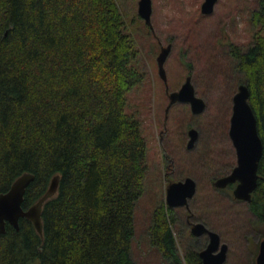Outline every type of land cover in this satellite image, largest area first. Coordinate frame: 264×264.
Listing matches in <instances>:
<instances>
[{"label": "trees", "instance_id": "16d2710c", "mask_svg": "<svg viewBox=\"0 0 264 264\" xmlns=\"http://www.w3.org/2000/svg\"><path fill=\"white\" fill-rule=\"evenodd\" d=\"M251 17L254 41L230 46L231 73L250 90L264 145V0ZM138 54L117 0H0V194L35 175L27 210L60 177L42 235L26 218L18 231L7 224L0 264H136L135 214L149 171L142 122L129 110L145 78ZM258 174L248 204L264 222V153ZM172 211L155 210L147 239L165 261L184 264ZM185 261L199 264L198 253Z\"/></svg>", "mask_w": 264, "mask_h": 264}, {"label": "rangeland", "instance_id": "374dc122", "mask_svg": "<svg viewBox=\"0 0 264 264\" xmlns=\"http://www.w3.org/2000/svg\"><path fill=\"white\" fill-rule=\"evenodd\" d=\"M117 1L137 43L138 67L145 73L143 83L129 95V110L139 116L149 149L145 192L135 214L132 258L136 264H170L150 245L147 230L155 210L169 208L168 186L191 177L198 189L189 210L172 211L171 229L182 262L186 264L191 251L206 247L205 237L191 233L192 224L203 223L229 245L226 264H251L257 239L254 227L263 228L264 222L257 221L248 203L235 200L232 191L216 190L212 184L237 165L229 129L233 97L240 85L231 73L230 46L247 49L254 41L251 15L260 0H218L211 15L201 11L205 0H152V27L139 16V0ZM169 44L166 85L157 58ZM187 77L206 102L200 115H194L186 103L168 110L169 94L179 91ZM191 128L198 130L199 139L188 150Z\"/></svg>", "mask_w": 264, "mask_h": 264}, {"label": "water", "instance_id": "95a60500", "mask_svg": "<svg viewBox=\"0 0 264 264\" xmlns=\"http://www.w3.org/2000/svg\"><path fill=\"white\" fill-rule=\"evenodd\" d=\"M218 0H205L202 4V13L211 15L214 13ZM152 0H140L138 3L139 16L147 25L152 27ZM172 45L161 48V53L157 58L159 75L161 79L168 83L165 63L171 53ZM170 104L168 110L176 103H186L191 106L194 115H200L206 110V102L196 94L191 77H188L181 89L169 94ZM250 90L247 85L241 84L233 97L232 116L230 120L229 136L237 155V165L233 171L222 178L217 179L213 186L216 189H226L229 185L236 184L233 191L234 198L243 202H251L254 192L258 187L259 163L263 157L264 145L259 134L258 120L250 105ZM189 141L187 149H194L199 138L198 130L192 128L189 131ZM35 180V175L25 173L20 176L11 188L0 194V234L6 233L7 224L17 231L20 229V220L26 218L30 220L39 234L43 233L42 210L44 204L53 198L58 191L60 177L53 178L51 185L45 195L33 206L24 209L23 204L27 189ZM197 182L188 177L183 181L171 183L167 188L166 202L170 208L187 207L197 193ZM192 234L201 237L204 234L210 236L208 248L201 252L203 264H225L227 259L228 246L226 244L220 248V235L210 231L205 224L196 223L192 226ZM258 264H264V242L261 253L258 257Z\"/></svg>", "mask_w": 264, "mask_h": 264}, {"label": "flooded vegetation", "instance_id": "af4514ba", "mask_svg": "<svg viewBox=\"0 0 264 264\" xmlns=\"http://www.w3.org/2000/svg\"><path fill=\"white\" fill-rule=\"evenodd\" d=\"M140 1V0H139ZM188 78V77H187ZM166 84V83H165ZM192 111V110H191ZM192 129V128H191ZM190 131V130H189ZM189 131H188V133H189ZM188 136H189V134H188ZM230 137V136H229ZM199 139V138H198ZM198 141V140H197ZM232 142V141H231ZM233 145V144H232ZM234 148V147H233ZM237 156V155H236ZM232 172V171H231ZM229 175V174H228ZM227 176V175H226ZM224 177V176H223ZM220 178H222V177H220ZM217 179H219V178H217ZM217 179H215L214 181H213V183L217 180ZM185 180V179H184ZM213 185V184H212ZM214 187V186H213ZM235 187H236V184H232V185H229L226 189H223V190H221V189H216V190H219V191H226V190H229L230 188H232V193H233V191H234V189H235ZM233 197H234V195H233ZM239 201V200H238ZM247 203V202H246ZM250 203V202H249ZM170 208V207H169ZM180 208V207H179ZM187 208V207H186ZM172 209V208H171ZM187 210H189V208H187ZM190 212V211H189ZM195 224V223H194ZM194 224H192L191 225V233H192V226L194 225ZM207 227V226H206ZM210 231H213L212 229H210L209 227H207ZM254 230H255V233H256V237H257V239H252L253 241H254V248L252 249V258H251V264H258V257H259V255H260V253H261V247H262V243L264 242V227L263 228H255L254 227ZM214 232H216V231H214ZM217 233V232H216ZM193 235V234H192ZM194 236V235H193ZM194 237H196V238H203V237H205L206 238V240H207V245H206V247L203 249V250H201V251H199V252H197L198 253V258L200 259V262H199V264H203V259L201 258V256H200V254H201V252L202 251H204L205 249H207L208 248V245H209V243H210V236L208 235V234H204L203 236H201V237H197V236H194ZM252 240H250V241H252ZM249 241V242H250ZM224 244H226V243H223L222 242V239H221V236H220V248L218 249V251L216 252V253H218L219 251H220V249H221V246L222 245H224ZM227 246H228V252H227V259H228V253H229V250H230V247H229V245L228 244H226ZM196 253V252H195ZM227 259H226V262H225V264L227 263Z\"/></svg>", "mask_w": 264, "mask_h": 264}]
</instances>
